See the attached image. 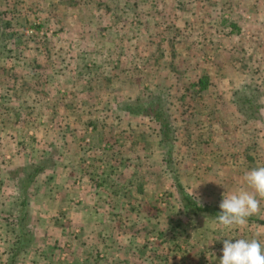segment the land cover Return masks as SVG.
Masks as SVG:
<instances>
[{
  "label": "rangeland",
  "instance_id": "obj_1",
  "mask_svg": "<svg viewBox=\"0 0 264 264\" xmlns=\"http://www.w3.org/2000/svg\"><path fill=\"white\" fill-rule=\"evenodd\" d=\"M68 1L0 0L12 8L8 10L19 34L38 25V18L46 24L33 37L20 36L25 57L21 63L18 48L8 60L0 59V180L17 162L27 164L52 156L55 166L38 179L36 205L42 204L38 212L50 208L59 218L67 217L69 209L87 211L90 221L88 228L81 223L79 231L67 218L49 227L39 226L36 239L41 238L45 247L52 243L53 250L52 258L47 261L46 257L43 264L51 260L65 264L63 252L70 246L67 241L73 244V237V264L80 259L82 264H219L220 239L226 236L264 242V224L258 220L225 230L217 220L182 209L176 191L179 182L199 199L220 204L224 191L227 195L245 186L247 171L264 166V130L254 122H244L233 103L234 92L241 86L256 85L264 104V31L243 29L242 0H175L168 4L150 0L147 6L154 13V24L168 22L167 15L170 22L183 21L177 8L187 10L188 27L178 34L183 33L181 41H173L175 32H166L170 43L162 44L158 36L152 44L146 39L128 40L120 54L122 66L115 63L116 68L111 69L117 77L109 79L107 74L99 80L100 92L89 103L84 99L79 106L72 96L58 95L62 112L70 105L75 110L71 123L55 128L46 120L39 122L53 104L50 94L41 95L46 110L39 104L35 110L29 104L35 103L37 95L26 97L27 92L19 95L13 90L21 86L24 75L27 85L38 87L29 73L60 67L53 56L75 57L82 50L77 46L70 52L63 42L72 32L73 13L86 11L92 2L79 0L70 5ZM210 10L217 16L214 24L218 29L203 26L206 22L198 17L200 14L211 23ZM89 17L85 19L89 21ZM224 20L235 26L226 27ZM57 21L62 27L55 26ZM139 33L129 29L125 36L134 39ZM201 78L207 81L204 90H199ZM157 95L165 100L176 130L170 150L161 142L155 121L125 110L128 103ZM25 109L33 114L36 125L18 124ZM11 179L4 180L8 186L4 193L0 190V218L9 217L12 209ZM44 201L51 205L44 208ZM252 217L264 221V200ZM58 230L64 235L55 238ZM4 231L0 222V259L5 260L8 255L1 252L15 245L10 240L12 229L9 234ZM50 233L53 240L46 243ZM30 252L26 264L36 262ZM36 254L40 258L42 253Z\"/></svg>",
  "mask_w": 264,
  "mask_h": 264
},
{
  "label": "crops",
  "instance_id": "obj_2",
  "mask_svg": "<svg viewBox=\"0 0 264 264\" xmlns=\"http://www.w3.org/2000/svg\"><path fill=\"white\" fill-rule=\"evenodd\" d=\"M82 1V0H81ZM84 1H90L92 2L89 4V8H86L87 10L84 11H78L73 13V21L74 24L72 27H79L85 30H88L87 33H84V39L81 40H75L73 38H70L66 40V42H63L64 46L69 47V51L71 52L74 50L75 47H80V53L77 56H73V54L68 56H56L52 57V59H56V63L62 64V66H51L47 71H42L39 70L33 71L30 74V76L33 79H36L37 81V86L35 87L27 85V87L21 86V87H16L15 93L19 94L21 92H27L26 97H31V95H37L38 98L35 99V103L29 104L32 105L35 110L39 109L37 104L39 106L43 107L40 103L41 101V95L43 94H50L51 98L53 99V104L50 106V109L45 111V114L40 117L41 119L39 122H43L46 120L50 125L53 127L57 128L59 124L63 123H71L73 121L72 118V112L75 110V106H71L69 108H66L64 112H62V101H58V95L59 96H72L73 98L76 99V101H79V106H80V101H87L92 95H97L100 90L97 92L99 88V80H104V77L108 74V78L112 79L117 77L113 72H111V69L116 68L114 67L115 63L116 65L122 66V57L120 54H122V46L128 42V40L136 41V39H141L144 41L145 39L148 40L149 44H152V41L156 39L155 37L158 36L157 39L160 41L162 44L163 42H169L170 38L168 34L166 35V32H175V38H173L174 42H180L181 41V35H178L180 32H184L188 26H185L187 24L186 19H189L186 13V9L183 7L181 10L180 8H177L178 10V18H182L183 21L181 20H174L173 22L171 21V18L167 15L164 16V19L166 20L155 23L154 24V19L152 18V15L154 14L152 10L149 9V6H147V3L150 0H84ZM129 1V2H128ZM168 3H172L175 0H159ZM227 1H232V0H227ZM243 4H241V10L243 12V17H244V30H263L264 31V0H242ZM230 5V4H229ZM12 9L9 8L6 4H1L0 3V10H8ZM170 12V11H169ZM168 12V13H169ZM171 13V12H170ZM193 13V12H192ZM210 14L208 15L211 23L207 21L206 18L198 14L199 19L201 22H206L202 23L203 26H208L211 29H218V24H214L215 19L217 16H215V12L210 10ZM187 14V15H186ZM174 16V13L171 14ZM87 16H90V20L87 21L85 19ZM227 16V15H225ZM84 18V19H83ZM256 18V19H255ZM191 20L188 22L190 23ZM194 24L196 25V20L193 21ZM228 20H224L223 24L226 27L232 28V26H235L234 23L230 24ZM248 23V24H247ZM184 24V25H183ZM60 25V23L57 21L55 23V26ZM249 25V26H247ZM252 25V26H251ZM58 27V26H57ZM84 27V28H83ZM206 27V29L208 28ZM240 28V27H239ZM133 30L136 31L137 29L140 31V33L135 36L133 39V36L131 38H128L125 36V32L128 30ZM189 29H194L196 30V26H190ZM227 29V28H226ZM91 31V32H90ZM156 32H161L160 35H158ZM113 36V37H112ZM79 39V38H78ZM177 40V41H176ZM147 41L145 43L148 44ZM170 43V42H169ZM119 59L120 61L116 60ZM75 63L77 66H75ZM96 63V64H95ZM110 65V66H108ZM109 67V70L106 71V67ZM37 68V66H36ZM39 69V68H38ZM119 70V69H118ZM180 74L177 73V77L175 76V82L178 84L180 83ZM26 76H23V79L25 80ZM41 86V87H39ZM38 88V90H37ZM36 89V90H35ZM43 89V90H42ZM37 93V94H36ZM18 95V96H19ZM71 97V98H72ZM85 99V100H84ZM89 103V102H88ZM86 106L87 103H86ZM89 106H91L89 104ZM68 107V106H66ZM32 108V109H34ZM44 108V107H43ZM95 108H98L96 106ZM94 108V109H95ZM45 109V108H44ZM92 109V110H94ZM46 110V109H45ZM25 111V112H24ZM23 112H21V116L18 121V124L20 125H25L28 126L29 124H34L35 122L33 121V118L31 117V112L25 109ZM29 113V114H27ZM35 114V113H34ZM38 114V113H36ZM33 115V114H32ZM78 117L85 118V116H80L77 115ZM38 117V116H37ZM3 116H1V119ZM36 125V123H35ZM13 145V144H12ZM7 156V155H6ZM29 156L28 154H25L24 157ZM21 157V156H20ZM16 165H22L21 163L17 162L15 165L12 166L11 170L5 174H3V178L0 180V184H3L0 186V190L2 188V193L7 189L4 186V180L9 178L10 182V177L13 179V177L10 175L11 171L16 167ZM42 176H39L41 178ZM39 178H37L36 182L32 185V191H31V215H32V221L34 222V230L36 237H39L38 234V229L39 226H50L52 222H56L59 220V222H62L63 218L69 219L70 223H72V226L74 225L76 227V231L80 229V224H84L85 226H89V217L87 218V211H76L73 209H69L66 214L67 217H63V215L59 216V218L52 214L51 209L47 208V211L43 209V214H41L39 211V208H41L40 205H36V198L38 195H40V187L36 188L39 182ZM11 179V181H12ZM14 181V179H13ZM15 184V182H14ZM13 188L12 190V196L14 197L13 205L16 201V191H15V186H11L8 188ZM5 201V200H4ZM12 205V207H13ZM47 205H51L49 202H43V207L46 208ZM10 210H12L10 208ZM9 210V211H10ZM42 210V209H41ZM46 211V213H45ZM62 213V212H61ZM12 219V220H11ZM0 222L3 224V227L5 228L4 233L9 234V229H12V234H13V228H17V222L13 218V214L10 211V216L7 217L5 215H2L0 218ZM15 222V226L11 227V225H14L13 223ZM53 228V226H51ZM49 232V231H48ZM4 235V234H3ZM50 233L48 235V241L45 238L46 243H50L53 240V235ZM64 234H61L60 231L56 232L54 234L55 238H59L63 236ZM78 235V234H77ZM70 238H72L70 236ZM73 244H74V237H73ZM41 238H37L35 242L32 245V249L30 254L33 256L35 255V260L36 262L34 264H43L45 262V258L47 257L48 259L52 258V249L49 246L45 247L42 246ZM68 245H70L71 252L67 255V259L65 264H73L72 262V256H73V245L71 242L67 241ZM59 249V248H58ZM9 251L10 250H3L1 252V255L7 254L9 256ZM42 253L40 258L36 254V252ZM60 250H59V255H60ZM72 253V254H71ZM28 254V252L26 253ZM26 254L21 257L15 264H26L27 258H25ZM84 260L80 259V262H75L74 264L78 263H83ZM0 264H8L7 263V258L0 259ZM50 264H54L51 260Z\"/></svg>",
  "mask_w": 264,
  "mask_h": 264
},
{
  "label": "trees",
  "instance_id": "obj_3",
  "mask_svg": "<svg viewBox=\"0 0 264 264\" xmlns=\"http://www.w3.org/2000/svg\"><path fill=\"white\" fill-rule=\"evenodd\" d=\"M73 1L78 2L79 0H69L68 3L72 5ZM61 2L64 4V0H61ZM9 12L11 11L0 10V59L4 61L8 60V58H11L13 50L18 48L20 50V55L17 57L19 58L18 61L21 63L25 57L22 53V46L24 47V44H19L20 36L25 35L27 37H33L39 29L45 27L46 24L43 19L38 25L32 26L35 29L33 35H27L25 30H23V33L19 34L15 24L12 22ZM57 26H59L58 28L62 27L60 25ZM87 31L88 30H85V28L82 29L75 26L72 28L70 38L75 40L84 39V37L86 38L84 33H87ZM26 46L27 45H25V47ZM25 82L26 81L23 80L21 86L27 87ZM198 86L199 90L206 89L208 86L207 81L201 78ZM1 95L0 93V97ZM233 103L244 122H254L264 130V104L261 100V93L256 85L241 86L234 92ZM125 110L138 117H147L155 121L158 124L160 140L163 145L169 150L174 146L177 139L176 130L173 126L169 109L161 96H153L144 101L137 99L135 102L126 104ZM51 166H55L54 160L52 156L47 155L39 158L36 162L16 165L10 173L14 179L16 191V201L12 207L11 213L13 214L14 220L17 222V228H13V234L10 237L15 248L9 251L10 254L7 258L8 264H15L28 252L36 240L34 222L32 221L30 210L32 185L39 176L47 174ZM176 185V191L180 196V205L182 209L189 211L193 215L217 220L216 217H218L220 211L219 203L201 200L191 194L181 183L178 182ZM255 219L264 224V221L254 217H250L248 220L252 221Z\"/></svg>",
  "mask_w": 264,
  "mask_h": 264
},
{
  "label": "clouds",
  "instance_id": "obj_4",
  "mask_svg": "<svg viewBox=\"0 0 264 264\" xmlns=\"http://www.w3.org/2000/svg\"><path fill=\"white\" fill-rule=\"evenodd\" d=\"M244 184L230 194L222 193L216 219L225 230L243 227L250 217L259 212L260 201L264 200V166L247 171ZM220 240L223 247L219 264H264V242L260 239L226 236Z\"/></svg>",
  "mask_w": 264,
  "mask_h": 264
},
{
  "label": "built area",
  "instance_id": "obj_5",
  "mask_svg": "<svg viewBox=\"0 0 264 264\" xmlns=\"http://www.w3.org/2000/svg\"><path fill=\"white\" fill-rule=\"evenodd\" d=\"M41 22V18H38V23ZM25 33L27 35H33L35 33V29L31 26L25 29ZM79 231V230H78ZM71 252L70 246H67V248L63 252V258L67 257V255Z\"/></svg>",
  "mask_w": 264,
  "mask_h": 264
}]
</instances>
